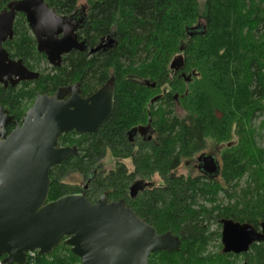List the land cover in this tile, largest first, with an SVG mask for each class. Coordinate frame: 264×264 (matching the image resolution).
<instances>
[{
  "label": "trees",
  "instance_id": "1",
  "mask_svg": "<svg viewBox=\"0 0 264 264\" xmlns=\"http://www.w3.org/2000/svg\"><path fill=\"white\" fill-rule=\"evenodd\" d=\"M12 1L20 0H0V10ZM46 3L59 15L69 16L79 0ZM88 6L84 34L89 48L107 38H112L111 47L93 56H67L56 76L48 75L40 87L54 90L80 83L83 95H90L112 82L116 106L98 133L62 138L63 144L77 145L80 153L51 171L49 202L82 192L64 182L79 174L89 202L102 196L109 202L124 200L158 234L171 232L183 242L179 252L153 254L149 264H243L240 259L244 264H264L262 244L242 255L224 254L222 246L216 254L208 251L210 243L222 237L219 231L211 232L212 225L222 228L220 222L229 220L259 231L264 223V149L248 130L252 120L264 118V0H206L204 7L198 0H88ZM199 18L206 21V30L189 37L187 30L194 29ZM23 22L19 17L8 50L24 62L40 65L44 56L37 53ZM181 55L180 64L176 60ZM161 90L165 95L158 107L163 114L157 116L155 104L150 115L160 146L154 147L152 162L142 163L139 173L150 179L159 169L166 185L148 187L132 199L133 176L117 167L116 148L124 131L142 121L145 101ZM10 97L18 104L35 94ZM179 106L186 113L183 117L177 114ZM216 112L223 115L221 120L215 118ZM208 137H214L217 146L226 144L220 179L175 177L178 165L205 150ZM109 154L117 169L107 172L103 161ZM161 166L166 167L157 168ZM245 177L249 182L241 188ZM36 264L81 260L63 242L53 254L37 255Z\"/></svg>",
  "mask_w": 264,
  "mask_h": 264
},
{
  "label": "water",
  "instance_id": "2",
  "mask_svg": "<svg viewBox=\"0 0 264 264\" xmlns=\"http://www.w3.org/2000/svg\"><path fill=\"white\" fill-rule=\"evenodd\" d=\"M18 13L26 15L38 51L53 66H61L62 57L74 50L84 51L69 19L50 9L45 0L13 1L0 14V83L12 76L17 78L14 83L38 77L21 61H8L2 48V42L13 39ZM66 95L71 97L65 102ZM113 111L110 86L83 99L76 85L51 97L38 96L23 127L18 126L11 136H5L0 123V138H4L0 140V258L4 264H26L28 254L34 252L51 255L63 242L81 264H149L153 254L181 250L183 242L178 236L158 234L124 201L108 203L102 196L93 204L85 194H75L49 202L52 168L78 154L75 147L59 148L61 137L72 132L95 134ZM199 162L206 174L219 171L213 157H202ZM220 224L224 254H246L254 244L264 247V223L259 231L229 220Z\"/></svg>",
  "mask_w": 264,
  "mask_h": 264
},
{
  "label": "flooded vegetation",
  "instance_id": "3",
  "mask_svg": "<svg viewBox=\"0 0 264 264\" xmlns=\"http://www.w3.org/2000/svg\"><path fill=\"white\" fill-rule=\"evenodd\" d=\"M45 2H46V0H45ZM10 3H8L6 6L2 7V9L0 10V14L8 7V5ZM50 9H52V8H50ZM59 16L66 18V19H69L70 24L73 26L72 27L73 29L71 28V31L73 30L74 35L77 36L78 42L83 43L85 45L84 51L74 50L70 54L64 55L62 57L61 66H59V67H55L52 64H50L47 56L38 51V42L36 40V37H35L32 29L30 28V26L27 22V17L25 14L18 13L16 15V18H15L14 24H13V33H14L13 39L10 40L9 38H7L4 42H2V48L8 54V61L15 62V63L21 61L23 66L30 73L38 75V77H36L33 80L21 81L19 83H14L17 80V78H16V76H12V80H9L6 78V82L0 83V110L2 112V116H0V120H1L0 123H3L2 127H1L2 132L5 133V136H7V137L11 136V134L17 130L18 126L23 127L24 119L26 118L27 113L35 105L38 96H50L51 97V96H54L60 89H68V88H71L73 86L78 85L79 89H80L81 97L83 99H88L90 96H92L93 94H95L99 90L98 89L96 92H94L93 94H90V95H83L80 83H75L73 85L60 87V88L54 89V90L53 89H49V90L41 89L40 85L46 81V78L48 77V75H49V77H55L56 76V74L59 72L58 69H61L63 67L64 59L67 56H70L72 54H74V55L87 54V56H93L96 53H98L99 51L104 52L108 48L111 47V42H112L111 39L112 38H107L106 40H103L102 43L97 48H93V49L89 48L86 36L84 34V31L88 26L87 24L89 23L88 0L86 3V6H84V7H80V3H78L77 10L74 13H72L71 15H69V16L59 15ZM19 17L24 19V21H25V22H23V23H25L24 26L29 30V35L32 38H34V41L36 43L37 53L44 56V59L41 61L40 65H37L36 63L24 62V60L22 58L14 56L13 53L8 50L9 44L13 43V41L15 39V33H16L15 26H16V23H17V20ZM206 26H207L206 21L199 18L195 28L187 30V35L189 37H193L194 35L200 34V33H202L201 28H204L206 30ZM63 35L64 34H62L61 37H63ZM8 61L5 62L6 70H8L7 66L10 65V63ZM8 71H10V70H8ZM6 74H7V72L5 73V75ZM42 80H43V82H42ZM39 82H41V83H39ZM146 84L148 85L147 82H146ZM105 86H110L113 89L114 110H115L116 98H115L114 85L112 82H108L103 87H105ZM152 88H156V86L155 87L152 86ZM46 91H48V92H46ZM21 93L26 94V95L34 93L35 97L34 98H31V97L25 98L24 97L21 100L19 99V101H17L18 104H16L15 101H13V99H11V97L7 98V97L13 96V95L14 96L20 95ZM163 95H165L164 90L161 94L156 95V98L145 101L144 104H146V105L143 106L144 109H141V112L144 113L141 116L142 121H140L139 123H137L134 126H132V125L129 126L127 128V130L124 131V135L120 139V141L117 145L118 148H116L118 151L117 154L120 157H118L116 159L118 165L116 163H114V169L116 168V165H117V167H123L124 169L128 170V172L133 176L132 185H131V188L129 189L130 190V197L132 199H135L139 195V193L144 192L148 187L153 188L156 186L159 188V187H164L166 185V179L163 175V172L160 171L159 169H155L156 172L150 176V179H146L143 175H141L139 173V170L142 169V163H146L147 160H149L150 163L152 162L153 157L155 156V151H156L155 150L156 148H154V147L159 148V146H160L158 130H156L152 126V120H151L152 118L150 115H151V111H152L151 107L153 105L157 104L156 111L158 110V105L160 104L161 97ZM70 97H71V95H66L62 100L66 102L69 100ZM13 104H15V105H13ZM19 105H21V108H19ZM161 112H164V109H161ZM113 113H114V111H113ZM180 117H183V116H180ZM165 118H167V115H165ZM72 133H74L78 136H87V135L78 134L76 132H72ZM72 133H70V134H72ZM70 134L63 135L61 137V139L59 141V148H73V147H75L78 150L77 155H79L80 150H79L77 145H75V144L74 145L63 144L61 142L63 137L68 136ZM88 135H92V134H88ZM0 140H4V138L1 137ZM206 143H207V141H206ZM223 147L222 146L219 148L215 147V149L211 151V150H207V145H206V148L202 153H200L198 156L194 157L193 159L184 162L182 165L181 164L178 165L177 169L174 170L172 174L175 177H199V178L205 179V181L219 180L220 179L221 166H222L221 151L224 149ZM124 151H125V153H124ZM121 154H123V155H121ZM124 154H129L130 157H126ZM77 155H75V156H77ZM75 156H72V157H75ZM205 156L213 157L217 163L219 171L217 173H215L214 175L206 174L201 169V163L199 162V160ZM68 160H66V161H68ZM66 161H64V162H66ZM127 163H129V164H127ZM103 164H104V161H103ZM61 165H59V166H61ZM56 167H58V166H56ZM56 167H54V168H56ZM164 167H166V166H161V167H157V168H164ZM54 168H52V170ZM184 168L188 169L187 174H180L181 173L180 171ZM160 172H162V173H160ZM155 178H158V180L160 181L159 184H156ZM85 190H86V186H83L82 192L77 193V194H83V193H85ZM99 200L96 203H98ZM107 201H108V199H107ZM121 201H124V200H121ZM118 202H120V201H118ZM108 203H112V202L108 201Z\"/></svg>",
  "mask_w": 264,
  "mask_h": 264
},
{
  "label": "rangeland",
  "instance_id": "4",
  "mask_svg": "<svg viewBox=\"0 0 264 264\" xmlns=\"http://www.w3.org/2000/svg\"><path fill=\"white\" fill-rule=\"evenodd\" d=\"M198 2H199L200 7H204V4H205L206 0H198ZM79 3H80V7H84V6H86L87 0H80ZM223 53H225V52L222 51L221 54H223ZM182 56L183 55H181L176 60L180 64L182 62V58H181ZM161 91L163 92V90H161ZM156 109H157V107H156ZM157 111H156L157 116H160L161 114H163V113H160L159 112L160 111L159 107H158V110ZM177 114L179 116H185L186 115V113L182 110V108L180 106L177 109ZM215 118H217L218 120H221L223 118V115L221 113H219V112H216ZM263 121H264V118L258 117L255 120H252L249 123L250 126H248V130H251L255 134V140H256L257 145L260 148H262V149H264V127H263V124H262ZM211 128H213V126H211ZM211 131H214V129H212ZM232 133L235 134L234 131ZM215 140L216 139L214 137H208L207 138V140H206L207 141V150H211L212 151V150L215 149V147L216 148L221 147V146H217L216 145L217 142ZM233 141L234 142L238 141L237 135H235V137H233ZM225 145H226L225 143H222V147L225 146ZM223 152H224V150L221 151V156H222V153ZM127 164H129V163H127ZM104 166H105V170L107 172H109V171H111V170L114 169V161L112 159L111 154H109V156L107 158H105V160H104ZM180 172H181L180 174H187L188 169L184 168ZM247 181H248L247 177H245V178L242 179L241 188H245ZM64 182L66 184H69V185L74 186V187H77V188H79V187L82 188L83 185L85 184L84 178L81 175H79V174H72ZM155 182H156V184H159L160 181L158 180V178H155ZM210 230H211V232H216V231L222 232V228H219L215 224L211 226V229ZM221 246H222L221 240H217L215 242H211L210 245H209L208 251L209 252H213L214 254H216V253L222 251L220 249ZM240 261L243 264L245 263L242 259H240Z\"/></svg>",
  "mask_w": 264,
  "mask_h": 264
},
{
  "label": "built area",
  "instance_id": "5",
  "mask_svg": "<svg viewBox=\"0 0 264 264\" xmlns=\"http://www.w3.org/2000/svg\"><path fill=\"white\" fill-rule=\"evenodd\" d=\"M37 252L34 253H29L27 256V263L26 264H36V256H37ZM3 258H0V264H4L3 263Z\"/></svg>",
  "mask_w": 264,
  "mask_h": 264
}]
</instances>
